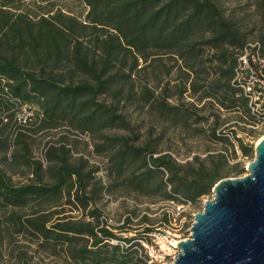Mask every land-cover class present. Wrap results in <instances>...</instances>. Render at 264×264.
Wrapping results in <instances>:
<instances>
[{"label": "trees", "instance_id": "trees-1", "mask_svg": "<svg viewBox=\"0 0 264 264\" xmlns=\"http://www.w3.org/2000/svg\"><path fill=\"white\" fill-rule=\"evenodd\" d=\"M55 2L0 0V245L4 231L26 237L64 264H146L142 243L151 245L155 222L143 216L147 227L124 236L136 209L118 227L96 208L88 221L50 223L62 200L86 210L104 187L93 176L98 168L86 172L82 159L70 164L63 147H49L46 156L56 161L44 179L42 164L31 159V130L16 122L18 114L29 108L30 125L39 130L68 124L99 135L94 147L107 159V188L151 204L202 208L216 183L242 176L243 160L254 159V147L238 135H249L259 122L235 72L244 47L258 41L247 40L220 0H82L88 8L83 20ZM164 57L177 65L181 95L193 102L170 103L156 94L175 67L167 68ZM146 71L151 77L139 85L140 104L159 128H148L144 141L137 134L104 136L106 130H129L119 106L123 98L134 102L133 77ZM170 130L205 137L208 147L180 162L159 148ZM4 162L31 169L34 179L14 184ZM183 217L184 232L190 215ZM161 219L164 229L173 212L164 210Z\"/></svg>", "mask_w": 264, "mask_h": 264}, {"label": "rangeland", "instance_id": "rangeland-1", "mask_svg": "<svg viewBox=\"0 0 264 264\" xmlns=\"http://www.w3.org/2000/svg\"><path fill=\"white\" fill-rule=\"evenodd\" d=\"M55 5L56 8L72 14L80 20H83L88 12V8L83 4L82 0H56ZM220 6L223 9L224 15L232 19L241 32L247 35V40L249 42L258 41L261 44L264 53V17L262 15L264 0H220ZM163 63L167 64V68L170 66L175 67L169 77L164 76V81L156 91V94H160L165 98L167 97L170 103L193 102V99H190L188 93L181 95L183 78L174 61L164 57ZM178 65H180V62H178ZM148 72L149 71L144 72L145 75L140 73L133 77L134 88L137 93L134 97V102H126L123 98L119 106L120 111L126 115L129 121V130H106L102 132L104 136H131L132 134H137L140 136L141 141H144L148 128L159 126L156 118L149 114L146 108H141L140 104L139 85L144 83L143 81L150 79L151 75L148 74ZM167 81L170 83L166 91L163 92L162 89ZM107 103L110 104L111 100ZM29 117L34 118V114L29 108L23 107L17 116L16 122L31 130L30 132H26L29 136L27 141L30 148L31 159L42 164L44 179H50L48 169L53 165V162L56 161L54 157L46 156L49 147L56 149L63 147L68 151V153H66V158L70 164L75 165V163H78L79 159H82L87 162L86 172L98 168V172L92 174L95 181L100 180L101 185L104 187L100 193L94 195L96 203L90 205L86 210L72 203H67L65 198L57 208L59 213H54L52 215L50 223L58 221V219L64 221H88L90 220L88 212L96 208L101 211L102 217L107 219L109 226L118 227L122 224V221L136 209L137 217L132 218L131 223L126 227V233H124V236L130 237L135 234L134 232L142 231L147 227V222L143 220V216H147V218L155 222L153 226L155 230H161L163 224L161 219L163 211L169 210L170 212L178 213V215L175 216L176 218L178 217V219L179 216H183V214L190 215L189 218H186V227L181 239H187L190 236L191 226L193 224L192 216L197 212H201L202 208L190 209L184 207L180 210H176L174 207L162 201L151 204L147 200L135 199V197L127 195L122 189L107 188L109 185V181L106 177V169L108 168L107 159L105 155L96 153L94 147L102 141V139L98 137L99 135H92V133L89 132L87 134H81V132L75 130L68 124H63L55 129L39 130L36 127L37 125H30L35 120L32 119V121H29ZM158 128L159 127H157L156 130ZM203 128L209 130L207 126H203ZM208 133L209 131L204 135L207 136ZM158 134L159 132L156 131L154 136L158 137ZM238 136L245 138L247 143L255 147L258 141L264 137V128L256 129L250 132L249 135L239 133ZM207 147L208 144L205 137L195 138L192 137L191 133L181 130L168 131L159 145L162 151L171 152L180 162L190 160L195 154H203V151H205ZM57 156L61 155L57 153ZM252 160L253 159L246 158L243 160L245 173L242 176L247 174L246 166ZM8 163L10 162H4V166L7 173L12 177L14 184L22 185L29 182L30 178L34 179L31 169ZM211 197L212 195L208 196L204 201L211 199ZM182 220L183 219L180 218L178 223L171 228L178 229L183 222ZM1 238L0 264H64L50 256L48 252L39 248L35 242L32 243L27 240L24 236L12 235V237H9L3 231Z\"/></svg>", "mask_w": 264, "mask_h": 264}, {"label": "water", "instance_id": "water-1", "mask_svg": "<svg viewBox=\"0 0 264 264\" xmlns=\"http://www.w3.org/2000/svg\"><path fill=\"white\" fill-rule=\"evenodd\" d=\"M247 174L220 180L170 264H264V137Z\"/></svg>", "mask_w": 264, "mask_h": 264}, {"label": "built area", "instance_id": "built-area-1", "mask_svg": "<svg viewBox=\"0 0 264 264\" xmlns=\"http://www.w3.org/2000/svg\"><path fill=\"white\" fill-rule=\"evenodd\" d=\"M262 46L259 42H250L244 49L237 61L235 72V82L242 89L243 94L248 99V106L253 116L258 119V124L254 130L264 128V56L261 53ZM176 210L188 206L177 205L173 202L167 203ZM178 213L173 212L174 219L169 226L161 230H154L150 233L151 245L142 243L146 264H170L174 262L180 253L177 243L183 236L182 224L178 229H172L178 223L179 219L175 216Z\"/></svg>", "mask_w": 264, "mask_h": 264}]
</instances>
